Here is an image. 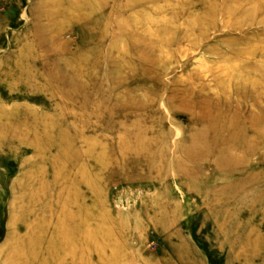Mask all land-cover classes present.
<instances>
[{
    "label": "rangeland",
    "instance_id": "374dc122",
    "mask_svg": "<svg viewBox=\"0 0 264 264\" xmlns=\"http://www.w3.org/2000/svg\"><path fill=\"white\" fill-rule=\"evenodd\" d=\"M0 264H264V0H0Z\"/></svg>",
    "mask_w": 264,
    "mask_h": 264
},
{
    "label": "bare ground",
    "instance_id": "6f19581e",
    "mask_svg": "<svg viewBox=\"0 0 264 264\" xmlns=\"http://www.w3.org/2000/svg\"><path fill=\"white\" fill-rule=\"evenodd\" d=\"M36 227H31V226H27L26 228V232L23 234V235H17L15 234L13 239H15L16 241H21L23 244L28 241V242H31V241H34L35 239H37V237L39 236L40 238L42 237L41 236V231H40V235L39 234V229L37 227V225H35ZM65 236V237H63ZM70 236H68V233H58V234H55L54 235V238L52 239L54 242L57 241L60 242V243H63V240L62 239H67V240H70ZM15 242V241H14ZM70 243V242H69ZM20 244V243H19ZM32 243H27V245H29V247H31ZM26 246V244H25ZM21 249L19 248H12L10 250V253H17L18 251H20ZM60 250V249H59Z\"/></svg>",
    "mask_w": 264,
    "mask_h": 264
}]
</instances>
